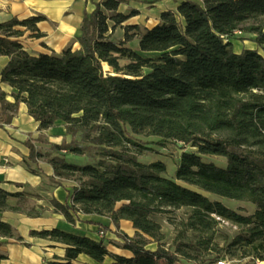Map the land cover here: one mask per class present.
I'll return each mask as SVG.
<instances>
[{
  "label": "trees",
  "instance_id": "16d2710c",
  "mask_svg": "<svg viewBox=\"0 0 264 264\" xmlns=\"http://www.w3.org/2000/svg\"><path fill=\"white\" fill-rule=\"evenodd\" d=\"M131 1L104 0L85 12L79 48L59 55H31L19 41L26 31L41 37L37 24L43 17L0 24V56L8 58L0 82L13 90L12 102L0 90V123H10L23 103L39 130L64 125L71 141L50 146L57 154L50 164L54 178L75 186L64 204L52 200L51 207L71 224L79 215L108 218L122 240L116 246L132 256L110 254L103 243L58 229L30 236L64 245V261L48 264H74L80 254L95 262L109 257L113 264H176L211 253L234 258L239 251L241 258L264 262V0H184L143 33L123 27L124 40L116 42L115 29L137 15L120 12ZM132 30L139 36V52L155 58L126 47ZM235 33L251 35L257 50L233 52L228 39ZM121 60L127 64L121 66ZM139 135L195 152L181 154L170 179L162 162L138 161V154L149 150L136 140ZM29 149L31 158L38 156L33 146ZM62 151L96 152L99 159L80 166L59 156ZM202 156H220L226 166ZM205 194L249 202L255 211L240 215ZM26 197L0 189V212L18 210L7 204L9 198L23 202ZM39 209L25 213L40 217ZM182 209L185 219L172 222L176 237L170 251L161 244L164 235L152 216ZM120 221L132 224L133 237L119 232ZM225 223L238 229L230 241L217 230ZM0 237L23 241L1 221ZM150 243L155 251L146 249Z\"/></svg>",
  "mask_w": 264,
  "mask_h": 264
},
{
  "label": "crops",
  "instance_id": "0c3cea01",
  "mask_svg": "<svg viewBox=\"0 0 264 264\" xmlns=\"http://www.w3.org/2000/svg\"><path fill=\"white\" fill-rule=\"evenodd\" d=\"M104 0H0V24L13 18L25 20L31 17H43L37 24L41 37H33L28 31L19 38L24 50L31 55L40 53L61 54L65 49L77 50L78 30L85 12L90 13L95 5ZM184 0H161L151 4L152 10L161 13L176 11ZM172 3L169 7L166 4ZM158 17V20H159ZM8 58L0 56V74ZM0 90L7 94V101L13 90L0 82ZM60 123V124H59ZM64 125L57 122L52 128L39 130V123L29 116L25 104L20 103L18 111L8 124L0 123V189L10 194H27L30 202H19L18 198H9L7 204L18 210L0 212V221L9 224L16 236L23 241L0 237V264H48L51 261H64V245L48 239L31 237V231L58 229L74 235L84 236L94 242L103 243L106 250L113 255L130 258V252L116 245L122 240L116 236L115 227L105 217L79 215L75 223H68L64 216L56 213L50 205L52 200L64 204L71 188L65 179L54 178L50 160L57 156L51 145L66 142ZM33 146L38 156L31 158L29 147ZM61 153H66L62 151ZM66 160V156H65ZM54 178L55 182L51 181ZM40 217L27 216L31 209L40 211ZM90 222L96 224H91ZM100 226H108L103 231ZM119 232L127 237L134 236L129 221H120ZM102 233V235H100ZM27 244V245H25ZM156 245L150 243L146 249L155 251ZM74 264H113L105 257L102 262H95L80 254Z\"/></svg>",
  "mask_w": 264,
  "mask_h": 264
},
{
  "label": "rangeland",
  "instance_id": "374dc122",
  "mask_svg": "<svg viewBox=\"0 0 264 264\" xmlns=\"http://www.w3.org/2000/svg\"><path fill=\"white\" fill-rule=\"evenodd\" d=\"M161 1V0H159ZM198 2L199 0H191ZM151 2H154V0H133L128 5H123L120 8V12L124 15H128L132 10L137 11V15L129 18L127 21H125L121 26L117 27L112 35V40L119 42L124 40V31L123 27L125 26H136L138 29L137 31L139 33H143L145 29H151L155 25L159 23L158 20V11L152 10V7L150 6ZM158 2V1H156ZM154 2V3H156ZM167 6L171 7L172 3H167ZM130 35H134L133 39L129 41L126 44V47L130 48L131 50L141 54L145 57H152L155 58L156 54H143L140 53L138 50V41L139 36L136 35V31L132 30L129 32ZM252 36L248 34H241V33H235L231 38L228 39V41L232 44V50L233 52L239 54L243 50H257L256 45L251 41ZM260 54H262L261 51L258 50ZM121 66L127 64V61L121 60L119 63ZM106 71L112 72L111 69L106 68ZM147 70H144L143 73H146ZM60 124V123H59ZM67 136V135H66ZM136 140L140 141L143 144H146V147L149 148L147 151H142L138 154V161L143 164H150L156 161L162 162L166 167V173L165 176L167 178L172 179L173 174L175 172L179 157L183 152H195L194 148L191 147H185L181 149V144L179 145H173V144H166L164 146L156 145L157 138L155 137H145V136H135ZM79 141V137L76 139ZM71 137L67 136L66 142H70ZM64 152V151H63ZM59 156H63L66 161L69 163H73L76 165H93L95 162L99 159V155L96 152H87L83 155L75 156V155H69L67 153H60ZM202 159L204 162L212 163L218 167L225 168L226 166V160L220 156H202ZM75 184L72 180H66V185H68L71 188V185ZM182 184V183H179ZM211 201H218L222 203L225 207L237 212L240 215L243 216H251L254 211L255 207L245 201H234L229 200L225 198H220L217 196L205 194ZM26 202H30L29 199L25 200ZM185 210L175 211L169 215L164 214H156L152 216V220L156 223H158L161 226V232L164 235V239L161 241V244L168 250L173 251V242L176 237V232L174 229V224L179 219H185L186 216ZM218 232L220 234L226 235L228 237V241L232 240L236 234L238 233V229L228 223L220 224L217 228ZM156 245L155 243H153ZM219 248H222L224 245L220 240H218ZM243 255L242 251H239L237 253V257L230 258L227 256H222L219 258H216V254H205L202 257L199 258L198 261L193 260H184L180 259V261L176 264H215L217 261H225L226 264H257L256 261H252L250 258H241ZM161 264H165L162 262Z\"/></svg>",
  "mask_w": 264,
  "mask_h": 264
},
{
  "label": "built area",
  "instance_id": "2783aa9c",
  "mask_svg": "<svg viewBox=\"0 0 264 264\" xmlns=\"http://www.w3.org/2000/svg\"><path fill=\"white\" fill-rule=\"evenodd\" d=\"M100 235H102V233H100ZM215 264H226V262L220 260V261H217ZM257 264H264V262L257 261Z\"/></svg>",
  "mask_w": 264,
  "mask_h": 264
}]
</instances>
